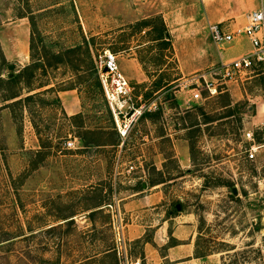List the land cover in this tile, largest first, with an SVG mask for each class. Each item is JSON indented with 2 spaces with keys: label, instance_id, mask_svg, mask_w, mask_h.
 <instances>
[{
  "label": "rangeland",
  "instance_id": "obj_1",
  "mask_svg": "<svg viewBox=\"0 0 264 264\" xmlns=\"http://www.w3.org/2000/svg\"><path fill=\"white\" fill-rule=\"evenodd\" d=\"M259 5L0 0V264H264V169L244 159L241 139L263 115L262 77L199 102L178 85L245 53L244 34L219 49L208 26L240 29ZM157 30L165 37L153 41ZM83 46L114 52L134 104L156 105L123 136L128 119L117 128L85 89ZM37 61L32 75L23 69ZM68 88L79 101L70 115L59 98Z\"/></svg>",
  "mask_w": 264,
  "mask_h": 264
},
{
  "label": "built area",
  "instance_id": "obj_2",
  "mask_svg": "<svg viewBox=\"0 0 264 264\" xmlns=\"http://www.w3.org/2000/svg\"><path fill=\"white\" fill-rule=\"evenodd\" d=\"M208 33L211 42L219 49L229 45L236 34L242 33L248 41L249 49L238 56L220 59L206 69L191 73L187 78L180 77L178 85L187 94L183 100L185 103L203 101L228 91L233 85L238 87L257 73L261 75L264 84V6L259 5L248 11L240 29H229L224 23L218 22L208 26ZM92 59L103 98L115 126L120 127L119 116L123 115L128 119L127 124H123V128L118 130L120 136H123L132 120L145 111L155 109L156 105L154 102L134 104L131 87L118 68L114 52L102 49L93 54ZM241 139L245 142L242 148L244 159L264 169V111L260 121L252 128L242 131ZM72 144L70 140L65 142L67 148ZM260 182L264 188V177ZM262 192L264 194V189Z\"/></svg>",
  "mask_w": 264,
  "mask_h": 264
},
{
  "label": "trees",
  "instance_id": "obj_3",
  "mask_svg": "<svg viewBox=\"0 0 264 264\" xmlns=\"http://www.w3.org/2000/svg\"><path fill=\"white\" fill-rule=\"evenodd\" d=\"M146 25H147L146 23H143V24L141 23L140 26H143L144 27ZM163 37H165V36L161 33V31H158L157 30L156 36L154 38H151V39L154 41V40L161 39ZM80 48H81L80 45H77L75 47H72V48L67 49L63 53L65 55L66 54H72V55H74V54H76V52H78L80 50ZM82 53H83L84 57L87 60L86 63H85V75H84V78L82 79V81L86 83L85 89L86 90H89L90 88H92V90H94L97 93V95L101 96V100H102L103 105L105 107V111L108 114V118H110L111 113H110V111H109V109H108V107L106 105V102H105V100L103 98V95H102L101 86H100V83H99V80H98V77H97L96 69H95L94 64H93L92 54H91V52H90V50L88 49L87 46H83ZM54 58H55L54 59L55 62H60L61 59L63 58V54L54 55ZM74 59L76 60V65L75 66H78L77 63L83 62V59H81L79 57H76ZM69 61H71V60L70 59H67V62H69ZM47 65H50V63L47 62ZM42 66H45L44 61L42 63H38V61H37V62H32V63L24 66L23 69L26 70V71H28L29 74L32 75L36 69L41 68ZM17 76H18L17 74H14V75L12 74L11 76H8L7 75V81L11 82V81L16 80V77ZM152 86H153L154 89H159V88L163 87V85L159 81H153L152 82ZM17 95L18 94L13 93V94H11L9 96L4 97V99H11V98L16 97ZM30 96L31 95H26L24 98L27 99ZM18 100H20V99H17L14 102H17ZM97 128H99L101 130L100 127H97ZM79 139L80 140L83 139L82 140L83 141V144L82 145H84V146H88V145H99V143H95L94 141H92L91 137L86 138V137H83V136H79ZM111 144H113V143H111ZM69 220H71V219H69Z\"/></svg>",
  "mask_w": 264,
  "mask_h": 264
},
{
  "label": "crops",
  "instance_id": "obj_4",
  "mask_svg": "<svg viewBox=\"0 0 264 264\" xmlns=\"http://www.w3.org/2000/svg\"><path fill=\"white\" fill-rule=\"evenodd\" d=\"M74 89L68 88L62 90L59 96L63 110L67 114H75L79 111V101L75 93H72Z\"/></svg>",
  "mask_w": 264,
  "mask_h": 264
},
{
  "label": "water",
  "instance_id": "obj_5",
  "mask_svg": "<svg viewBox=\"0 0 264 264\" xmlns=\"http://www.w3.org/2000/svg\"><path fill=\"white\" fill-rule=\"evenodd\" d=\"M11 66H13V65H12V64H9V65L7 66L8 69L11 68ZM11 75H12V73H9L8 76H11ZM232 192H233V193L235 192V189H234V188H232ZM263 197H264V194H263ZM174 208H175V210H179V205H178V204H175Z\"/></svg>",
  "mask_w": 264,
  "mask_h": 264
}]
</instances>
